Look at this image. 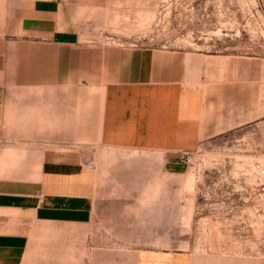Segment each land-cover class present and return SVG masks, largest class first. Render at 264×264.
<instances>
[{
	"label": "rangeland",
	"instance_id": "rangeland-1",
	"mask_svg": "<svg viewBox=\"0 0 264 264\" xmlns=\"http://www.w3.org/2000/svg\"><path fill=\"white\" fill-rule=\"evenodd\" d=\"M63 2L78 43L59 52L15 32L27 0H0V87L3 64L7 95L0 173L2 179L29 180L38 151L75 152L95 177V199L111 205L110 217L97 226L93 222L86 239L75 240L73 248L82 250L79 261L64 262L57 252L25 259L33 250L29 247L23 264H133L139 250L176 249L204 264L264 261L236 234L241 227L237 216L245 208L238 192L250 185L245 175L253 166H264V0ZM159 56L166 67L158 68ZM204 57L227 59L225 74L217 64L206 66ZM201 78L229 90L232 109L241 108L245 125L237 134L174 154L97 142L101 92L107 84L177 82L191 89L200 86ZM30 87L60 89L44 95L47 91ZM60 97L69 111H60L59 119L47 118L46 109L52 108L47 98ZM79 114L86 119L88 142L44 141L60 128L47 124L65 121L77 127ZM165 166L180 175L169 174ZM164 185L172 202L166 207Z\"/></svg>",
	"mask_w": 264,
	"mask_h": 264
},
{
	"label": "crops",
	"instance_id": "crops-1",
	"mask_svg": "<svg viewBox=\"0 0 264 264\" xmlns=\"http://www.w3.org/2000/svg\"><path fill=\"white\" fill-rule=\"evenodd\" d=\"M67 16L68 10L63 0H27L14 30L21 38H29L37 45L57 49L59 52L66 51L78 43V37L72 32ZM59 58L60 56L57 63ZM161 58L163 59L159 56L158 68L166 67ZM226 60L224 57H204L203 62L211 67L219 65L218 69L224 75ZM5 78V68L2 64L0 135L1 127L2 132L4 129V107L7 102L3 82ZM199 83L198 88L191 89H184L177 82L107 84L101 92L97 142L113 148L121 146L143 152L174 154L176 150H195L200 142L237 134L245 123L240 121L241 108L232 109L230 105V91L225 88L216 89L212 82H205L202 78ZM30 89L47 91L44 95H55L56 89L60 88ZM62 90L68 91L67 88ZM80 95L78 93L79 101ZM47 99V105H52V108L46 109L47 118L59 119L60 111H69L64 108V98ZM40 102V99H37V105ZM66 104L68 106V103ZM78 105L80 110L81 102ZM50 111L53 115H50ZM242 115L244 116V113ZM69 116L68 114L67 117ZM40 117L42 118V115ZM62 117L65 120L63 113ZM86 124V119L81 117V114L77 127L73 125L72 128L69 123L65 124V121L49 123L47 126L60 128L54 130L56 137L54 135L44 141L88 142L90 139L87 137ZM38 153V160L32 167L29 180L2 179L0 173V264H23L26 258L43 252H57L64 256L60 259L64 262L79 261L82 250L76 252L73 248L75 240L86 239L93 222L97 226L98 222H105L110 217L111 205L99 204L95 199V177L80 165L75 152L40 150ZM165 168L169 170V174L180 175L177 168ZM162 187L164 193L161 195L165 197V207L168 203L172 205L171 199L167 198V192L170 190L168 185ZM181 194L182 187L175 189L174 206ZM180 220L183 221V207L180 208ZM29 247L33 250L25 256ZM75 253L79 259L75 258ZM133 264L204 262L178 249L139 250L135 253ZM250 264H264V261Z\"/></svg>",
	"mask_w": 264,
	"mask_h": 264
},
{
	"label": "built area",
	"instance_id": "built-area-1",
	"mask_svg": "<svg viewBox=\"0 0 264 264\" xmlns=\"http://www.w3.org/2000/svg\"><path fill=\"white\" fill-rule=\"evenodd\" d=\"M252 177L253 182L238 192L245 208L237 216L241 227L236 234L251 254L264 256V166H254Z\"/></svg>",
	"mask_w": 264,
	"mask_h": 264
},
{
	"label": "bare ground",
	"instance_id": "bare-ground-1",
	"mask_svg": "<svg viewBox=\"0 0 264 264\" xmlns=\"http://www.w3.org/2000/svg\"><path fill=\"white\" fill-rule=\"evenodd\" d=\"M254 170V166L252 167V170L245 175L246 179L248 180V183L251 184L253 182L252 172Z\"/></svg>",
	"mask_w": 264,
	"mask_h": 264
}]
</instances>
